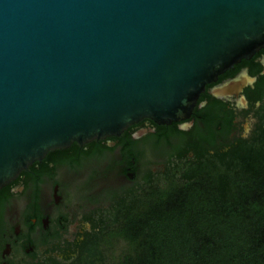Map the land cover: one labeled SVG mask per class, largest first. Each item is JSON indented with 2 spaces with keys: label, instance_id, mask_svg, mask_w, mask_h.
Instances as JSON below:
<instances>
[{
  "label": "water",
  "instance_id": "1",
  "mask_svg": "<svg viewBox=\"0 0 264 264\" xmlns=\"http://www.w3.org/2000/svg\"><path fill=\"white\" fill-rule=\"evenodd\" d=\"M262 50L264 0H0V190L52 151L188 120Z\"/></svg>",
  "mask_w": 264,
  "mask_h": 264
},
{
  "label": "flooded vegetation",
  "instance_id": "2",
  "mask_svg": "<svg viewBox=\"0 0 264 264\" xmlns=\"http://www.w3.org/2000/svg\"><path fill=\"white\" fill-rule=\"evenodd\" d=\"M241 77L239 92L212 94ZM263 81L264 50L208 86L188 120L145 119L119 137L73 144L34 163L0 190V264H74L130 191L166 185L254 141L264 127Z\"/></svg>",
  "mask_w": 264,
  "mask_h": 264
},
{
  "label": "trees",
  "instance_id": "3",
  "mask_svg": "<svg viewBox=\"0 0 264 264\" xmlns=\"http://www.w3.org/2000/svg\"><path fill=\"white\" fill-rule=\"evenodd\" d=\"M112 211L74 264H108L105 243L125 245L115 264H264V127L168 185L130 191Z\"/></svg>",
  "mask_w": 264,
  "mask_h": 264
},
{
  "label": "rangeland",
  "instance_id": "4",
  "mask_svg": "<svg viewBox=\"0 0 264 264\" xmlns=\"http://www.w3.org/2000/svg\"><path fill=\"white\" fill-rule=\"evenodd\" d=\"M253 128H254V126L251 123H249L246 127V134H250L252 132ZM166 185H168V183ZM109 224H110V222H109ZM124 246L125 245H122V244H118L116 246H112V245L110 246L108 243H105V245L103 246V250L107 253L108 264H115L116 263L117 258H119L123 249H125Z\"/></svg>",
  "mask_w": 264,
  "mask_h": 264
}]
</instances>
